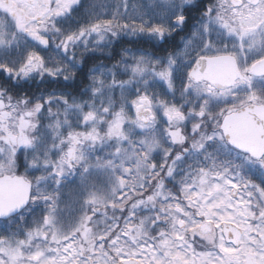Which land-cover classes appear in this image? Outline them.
<instances>
[{
    "label": "snow or ice",
    "instance_id": "6c2138e0",
    "mask_svg": "<svg viewBox=\"0 0 264 264\" xmlns=\"http://www.w3.org/2000/svg\"><path fill=\"white\" fill-rule=\"evenodd\" d=\"M0 264H264V0H0Z\"/></svg>",
    "mask_w": 264,
    "mask_h": 264
},
{
    "label": "trees",
    "instance_id": "16d2710c",
    "mask_svg": "<svg viewBox=\"0 0 264 264\" xmlns=\"http://www.w3.org/2000/svg\"><path fill=\"white\" fill-rule=\"evenodd\" d=\"M177 42H178V41H177ZM125 46H126V47H133V45H131V44H126ZM142 46H143V47H148L147 44H143ZM118 58H119V57H117V59H118ZM101 62H103L104 64H111V63H114L115 61L110 60V59H107V58H105L103 55H101L100 58H98V59L88 60V61H87V67H92L94 64H96V63H101Z\"/></svg>",
    "mask_w": 264,
    "mask_h": 264
},
{
    "label": "rangeland",
    "instance_id": "374dc122",
    "mask_svg": "<svg viewBox=\"0 0 264 264\" xmlns=\"http://www.w3.org/2000/svg\"><path fill=\"white\" fill-rule=\"evenodd\" d=\"M138 2H143V0H138Z\"/></svg>",
    "mask_w": 264,
    "mask_h": 264
}]
</instances>
